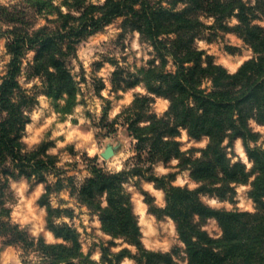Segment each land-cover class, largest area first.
<instances>
[{"label": "trees", "instance_id": "1", "mask_svg": "<svg viewBox=\"0 0 264 264\" xmlns=\"http://www.w3.org/2000/svg\"><path fill=\"white\" fill-rule=\"evenodd\" d=\"M30 1L45 16V24L37 26L28 7L0 4V32L7 37L11 55L0 83V174L6 175L5 179L24 175L47 181V172L58 161L57 155L49 153V143L29 148L23 140L30 120L28 110L35 100V94H29L19 79L28 52L35 50L28 75L40 77L42 91L64 99L60 110L70 112L77 103L79 85L69 57L83 38L124 16L125 28L138 30L160 58L159 63L141 68L133 81H127L128 87L144 82L151 93L138 95L125 110L128 131L138 140V152L145 151L148 160L179 158L202 183L191 189L151 176L166 191V205L153 204L146 193L150 210L175 220L188 264H264V149L254 144L262 132L252 125V121L264 125V25L257 22L264 19V0H63L67 10L51 0ZM202 16L212 17L214 23L207 25ZM233 17L237 22L231 24ZM3 22L8 25L5 30ZM206 28L236 31L251 46L254 56L235 71L205 59V51L196 40ZM170 60L175 66L171 71L165 69ZM152 94L169 99L164 114L152 110ZM182 128L192 137H209L201 158H184L177 139ZM236 138L244 142L253 162L251 169L241 161L232 162L229 156L224 142ZM91 173L78 188L79 199L99 214L105 232L123 238L137 251L129 247L114 251L116 242L112 240L102 246L101 262L93 260L84 251L77 229L56 222L62 210L49 203V195L54 187L63 188V180L58 178L54 184L47 182L41 203L47 206L48 226L60 241L36 237L17 224H0V232L11 235L9 242L35 254L25 264H121L126 257L138 264H175L176 249L155 251L142 242L139 218L126 183L143 169L109 172L94 165ZM249 182L255 211L216 208L201 198L203 192L224 198L234 193L233 184ZM208 218L217 219L221 236H211L203 228Z\"/></svg>", "mask_w": 264, "mask_h": 264}, {"label": "rangeland", "instance_id": "2", "mask_svg": "<svg viewBox=\"0 0 264 264\" xmlns=\"http://www.w3.org/2000/svg\"><path fill=\"white\" fill-rule=\"evenodd\" d=\"M29 1V2H28ZM0 0L7 6L28 7L31 18L37 26L46 23L42 12L31 6L30 0ZM56 5H63V0H51ZM103 3L105 0H92ZM183 6L179 4V7ZM67 10L66 6H62ZM53 14L51 13V16ZM124 16L112 20L102 29L83 38L77 43L75 54L69 57L72 71L78 81L77 103L70 112H63L60 106L64 99H55L42 91L40 77L29 76V62L34 59L35 50L28 52L20 82L29 94H35L33 105L29 108V122L23 131V140L29 148L42 142L49 143L48 151L58 156L57 165L47 172V181L27 176L5 179L0 174V224L2 221L17 224L29 234L44 236L49 242L60 241L48 226L47 206L41 203V197L48 183L54 184L58 178L63 180V188L54 190L49 195V203L62 211L56 216L57 223H68L80 234L83 249L90 253L93 260L101 262L102 246L112 240L116 242L114 251L129 247L137 251L134 245L113 238L104 231L99 214L93 211L78 197V188L91 176L92 168L97 165L109 172L142 168L143 173L132 174L126 183L131 193L133 208L139 218L142 242L145 247L155 251L176 252L175 264H188L185 243L180 238L175 220L167 215L158 216L150 210L146 193L153 198V204L166 205V191L151 180V176L163 182L196 189L201 182L191 175V167L183 164L179 158L151 162L145 151L137 150L138 140L130 135L127 112L138 95L151 94L144 82L128 87L127 81H133L143 67L159 63L160 58L154 46L142 38L138 30L125 28ZM202 20L211 25L212 17L202 16ZM229 22H237L235 17ZM264 25L263 20H257ZM3 22V30L7 29ZM216 30V31H215ZM206 28L197 38L196 44L205 51V59H212L224 65L230 71L237 70L247 59L254 56L251 46L236 32ZM7 37L0 32V83L8 71L11 55L7 49ZM174 70L172 60L165 67ZM151 108L159 115L169 108L170 101L164 96L152 94ZM262 137L254 143L264 149V125L252 121ZM177 139L181 142L184 158H201L203 149L209 143L208 136L195 138L184 128ZM253 144V145H254ZM232 162L241 161L248 169L253 167L242 138L225 140ZM108 146L115 149L109 158L103 156ZM144 174V175H143ZM254 176L250 180H253ZM234 193L220 198L208 192L201 193L204 202L216 208L255 211L256 202L250 196L251 184H233ZM203 228L214 237L222 235V228L215 218L203 222ZM11 235L0 232V264H25V260L35 258V254L25 253L16 243L9 242ZM121 264H138L134 258L126 257Z\"/></svg>", "mask_w": 264, "mask_h": 264}, {"label": "water", "instance_id": "3", "mask_svg": "<svg viewBox=\"0 0 264 264\" xmlns=\"http://www.w3.org/2000/svg\"><path fill=\"white\" fill-rule=\"evenodd\" d=\"M114 154H115V149L112 146H108L107 149L103 152V156L105 158H109Z\"/></svg>", "mask_w": 264, "mask_h": 264}]
</instances>
